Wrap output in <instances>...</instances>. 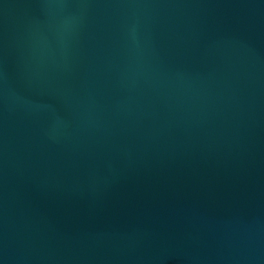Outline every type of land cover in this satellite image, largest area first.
Returning <instances> with one entry per match:
<instances>
[{"label": "water", "instance_id": "95a60500", "mask_svg": "<svg viewBox=\"0 0 264 264\" xmlns=\"http://www.w3.org/2000/svg\"><path fill=\"white\" fill-rule=\"evenodd\" d=\"M0 264H264V0H0Z\"/></svg>", "mask_w": 264, "mask_h": 264}]
</instances>
